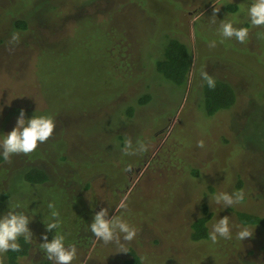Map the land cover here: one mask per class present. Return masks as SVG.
<instances>
[{
  "label": "rangeland",
  "instance_id": "obj_1",
  "mask_svg": "<svg viewBox=\"0 0 264 264\" xmlns=\"http://www.w3.org/2000/svg\"><path fill=\"white\" fill-rule=\"evenodd\" d=\"M248 3L0 0V133L15 126L20 109L56 123L32 153L0 163V212L11 202L36 213L21 264L52 262L40 248L49 202L60 214L59 230L76 244L71 264H124L132 251L143 264H264V229L247 224L253 237L235 238L244 225L239 212L264 217V26L248 24L241 12ZM234 16L237 26L249 27L243 43L216 31L220 19ZM172 38L193 55L187 85L156 69ZM203 72L234 87L233 106L206 115ZM145 95L148 102L140 103ZM128 139L148 150L123 155ZM32 168L49 179L28 182L24 174ZM233 190H243L245 199L222 209L213 197ZM204 202L213 212L209 231L228 215L232 239H192ZM100 207L135 227V238H95L88 225Z\"/></svg>",
  "mask_w": 264,
  "mask_h": 264
},
{
  "label": "clouds",
  "instance_id": "obj_2",
  "mask_svg": "<svg viewBox=\"0 0 264 264\" xmlns=\"http://www.w3.org/2000/svg\"><path fill=\"white\" fill-rule=\"evenodd\" d=\"M219 8H214L213 20L216 22V12ZM241 12H244L248 24L251 26H264V0H250L246 9L242 6ZM240 23L237 17L232 19H220L216 31L223 39L235 38L237 42L243 43L248 38L249 27L237 26ZM17 37L13 35L12 40ZM216 41L209 42V47H215ZM202 78L206 80L209 88L215 86L214 79L206 72H203ZM56 123L51 115L33 114L26 117L25 110L20 109L16 118L15 126L6 133H0V158L7 161L13 154H29L32 153L39 144L46 142L54 134ZM198 146L203 147V142H199ZM148 150L147 144L137 141L136 145L130 139L124 142L121 149L123 155H135L144 153ZM126 170H131V165L126 166ZM215 202L222 206V209L232 208L234 205L240 204L245 199L243 190H233L232 192H218L213 197ZM49 215L47 222L44 223L46 231L42 234L40 248L45 253L48 260L53 264H71L76 257L77 247L75 243H68L66 235L60 229V214L54 210L53 203L47 205ZM119 207L126 208L125 202L122 200ZM29 206L20 203H9L7 210L0 212V257L9 252H19L21 244L19 238L23 237L25 242H29L33 238V233L29 228L30 222L36 213L29 211ZM88 228L92 235L104 243L118 241H132L136 236V228L131 226L123 218L115 215L109 217V208L100 207L95 211ZM54 231L52 238L49 240L47 232ZM253 230L244 224L239 227L235 233V238L244 241L246 238L253 237ZM232 239V226L228 215L220 217L212 225L208 232V239L212 244H216L219 239ZM0 264H4L0 259Z\"/></svg>",
  "mask_w": 264,
  "mask_h": 264
},
{
  "label": "trees",
  "instance_id": "obj_3",
  "mask_svg": "<svg viewBox=\"0 0 264 264\" xmlns=\"http://www.w3.org/2000/svg\"><path fill=\"white\" fill-rule=\"evenodd\" d=\"M235 8V7H234ZM21 26H25L24 21H20ZM193 65V55L190 52L189 45L176 38H172L166 45L163 57L156 61V69L159 73L171 80L177 85H187ZM215 86L209 88L205 81L201 90V101L206 115L212 116L222 109H228L236 102V93L234 87L226 80L214 79ZM149 95L141 96L140 103L148 102ZM201 105V106H202ZM131 110V109H130ZM127 114H131L130 112ZM3 161L0 158V163ZM24 178L30 183H43L49 179L48 173L40 168H32L24 174ZM202 214L197 217L192 224V239L195 241L208 237L209 221L213 212L209 205L204 202L202 205ZM238 219L242 224L258 225L264 229V217L246 212H239ZM21 250L19 252H9L5 254L4 264H21V258L28 255L31 242H25L23 237L19 238ZM264 249V245H263ZM47 264H53L47 262ZM124 264H143L140 255L132 251L130 258L125 260Z\"/></svg>",
  "mask_w": 264,
  "mask_h": 264
},
{
  "label": "flooded vegetation",
  "instance_id": "obj_4",
  "mask_svg": "<svg viewBox=\"0 0 264 264\" xmlns=\"http://www.w3.org/2000/svg\"><path fill=\"white\" fill-rule=\"evenodd\" d=\"M137 171H140V169L138 170V168H137Z\"/></svg>",
  "mask_w": 264,
  "mask_h": 264
},
{
  "label": "water",
  "instance_id": "obj_5",
  "mask_svg": "<svg viewBox=\"0 0 264 264\" xmlns=\"http://www.w3.org/2000/svg\"><path fill=\"white\" fill-rule=\"evenodd\" d=\"M138 170H139V168H138Z\"/></svg>",
  "mask_w": 264,
  "mask_h": 264
}]
</instances>
